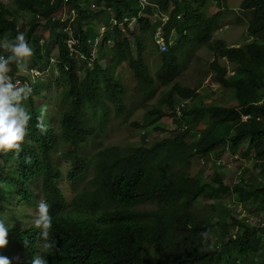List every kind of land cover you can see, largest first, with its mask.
Instances as JSON below:
<instances>
[{
  "label": "trees",
  "instance_id": "obj_1",
  "mask_svg": "<svg viewBox=\"0 0 264 264\" xmlns=\"http://www.w3.org/2000/svg\"><path fill=\"white\" fill-rule=\"evenodd\" d=\"M153 1L160 11L169 12L165 35L170 41L174 29L176 41L169 44L166 51L156 54L150 65L146 52L157 22L149 18L153 14L152 7L142 8L140 0H13L15 8L0 0V44L3 39H11L17 43L16 51L21 52L22 34L26 33L27 38L33 40V62L46 66L51 51L54 48L59 51L62 75L54 83L60 87L62 99L59 98L57 103L70 105L68 110L57 109L66 120L62 126L75 119L85 100L93 101L98 110L112 108L125 114L124 122L135 125V121L130 120L135 108L125 104L124 96L117 90V82L98 91L92 90L109 72L124 84L122 77L116 74V68L124 63L132 70L144 99L151 97L159 85L166 87L154 104L145 108L144 114L150 117L149 125L165 132L167 129L157 121L170 116L182 126L181 130L171 131V135L155 139L150 145L115 153V169L106 172L107 178L125 184L142 201L145 225L124 228L122 224H128L130 219L123 216L122 224L88 236L83 247L73 244L64 249L44 238L43 264H264V220L261 232L247 218L231 214L232 210L227 215L218 213L216 206L207 210L193 204L198 197L228 194L230 200L236 201L233 203L244 205L249 216H264V0H242L238 11L225 6L224 0H218L220 10L208 12V18L206 2L210 6V0ZM63 9L68 17L64 20L59 15ZM141 11L147 14L139 16ZM25 12H30L32 18L24 16ZM133 16H138L142 34L129 38V19ZM231 16L236 17L238 24L247 26L246 32L252 36V41L230 47L226 40L215 37L222 21ZM99 25L105 26L100 55L108 59L107 68L95 61L90 69L70 55L68 40L75 39L76 49L89 56ZM39 27L48 31L41 43L40 37H34L41 34L37 31ZM147 36L150 38L146 39ZM107 40H114V44L107 46ZM155 47V43L151 44V55ZM205 51L215 53L216 57L199 63L197 73H194L197 82L181 78L185 70L190 69L191 59ZM2 52L0 45V54ZM221 57H227L232 63V74L219 63ZM209 73L213 74L209 84L218 82L221 95L205 92L201 87ZM34 86L38 93L43 89L39 83ZM109 96L116 105L104 102V97ZM47 100H50L49 94L41 105L27 104L33 120L25 147L38 142L45 134L33 132V124ZM242 113H249V119L242 121ZM50 117L53 116L50 114ZM193 132H197V136L190 138ZM247 139H250L248 150L241 152L239 148ZM219 148L221 153L226 149L239 151L246 161L254 158L255 169L251 171L244 167L241 174L230 170V183L224 181L221 161L215 163L217 167L212 169L209 179L201 171L194 176L188 175L192 157L214 152L217 158ZM2 158L5 169L19 171L13 153L5 152ZM136 178H142L146 183H129ZM181 181H190L192 186L191 183L180 184L177 195L180 196L182 191L185 198L177 200L173 197V185ZM143 202L153 203L156 208ZM222 211L228 212L224 207ZM96 220H104V217ZM94 225L80 223L77 218L58 216L52 234L55 239H75ZM2 237L11 241L9 253L15 248L21 249L20 230L0 231V240ZM2 248L0 244V250Z\"/></svg>",
  "mask_w": 264,
  "mask_h": 264
},
{
  "label": "clouds",
  "instance_id": "obj_2",
  "mask_svg": "<svg viewBox=\"0 0 264 264\" xmlns=\"http://www.w3.org/2000/svg\"><path fill=\"white\" fill-rule=\"evenodd\" d=\"M2 1L9 7L15 8L13 0ZM140 2L142 8L146 6L152 7L153 14L149 15V18L153 22H157L153 40L151 41L149 37L150 41L148 42L147 49H150L151 44L154 43L157 47L154 48L152 55L151 51L149 56L146 52V59L149 57L148 63L152 65L154 63V56L166 51L169 44L176 41V33H174L173 29L170 41L167 40L165 26L170 19L169 12L160 11L153 0H140ZM209 3L210 6L206 2V18H208V12L216 13L220 10L217 5L218 0H210ZM92 5L95 6V4ZM224 5L230 9L239 10V6L237 9L236 7L229 6L228 0H224ZM64 12L63 9L59 13L63 17V20L68 18ZM26 13L28 12H25L24 15ZM138 14L139 16H145L147 13L141 11ZM178 17L180 18L181 16ZM234 17L231 16L224 19L222 21L223 24H221L216 33L220 34L226 24L237 23V21H231ZM27 18L31 19L32 16ZM132 21L138 24L139 31L132 29ZM129 23L131 32L128 33V37L134 38L135 36H140L142 30L138 16H133L129 19ZM101 28L103 29L101 30ZM99 29L89 56L81 49H76L77 42L75 39L68 40L70 55L77 58L79 64H85L90 69H93L95 61L98 65L103 64L104 69L107 68L108 59L102 58L100 55V42L102 41L101 37L105 26L99 25ZM45 32L48 35V31ZM40 33L35 34L34 37H40L39 42L41 43L47 36L43 32ZM21 41H23L21 52L16 51L17 43L11 39H3L0 44L3 47V52L0 54V231L11 230V228L18 229L21 231L23 241L20 250L18 247L14 249V252L9 253L8 249L11 241L2 237L3 239L0 240V244L3 248L0 250V264H43L42 240L44 238L54 244H59L64 249L73 244L83 247L88 236L95 234L99 230H110L117 223L122 224L123 216L130 219L128 224H122L124 228L134 227L139 224L145 225L146 220H142V214L144 213L142 201H139L132 189L128 188L125 184L115 183L107 178L106 172L115 169V153H124L131 148L150 145L155 139L161 137L153 136L150 141V134H147L146 128L149 123L145 125L144 120L143 123L135 120L136 128H141L136 136L124 137L128 125L124 122L125 114H119L112 108H109L107 111L98 110L93 101L86 100L75 116V119L71 123L68 122L66 126H62L61 124L66 120L63 118V113L61 111L59 113L57 109L68 110L70 105L66 102L57 103L59 98L62 99L59 96L60 87L54 83V80L60 78L62 75V70L59 67L62 61L59 57V51L55 48L51 51L47 66L35 64L33 62L34 46L31 43L33 40L27 38V34L23 33ZM247 41H252V36L245 42ZM106 44L107 46H112L114 40H107ZM241 44H228V46L234 47ZM211 54H213L212 57H216L215 53L211 52ZM222 59H226L231 65L232 63L227 57L219 58V63L225 66L230 74H232L234 71L233 65L232 70H229L221 62ZM120 67L121 71L119 70ZM125 68L130 69L125 63L116 68V74L122 77L124 84L117 80L116 75L112 77V74L109 72L105 79L102 77L101 81L92 90L98 91L103 86H108L107 84L117 82V90L121 96H124V102L129 106L127 102L129 88L122 74ZM77 71L81 72V70ZM132 78L136 83L135 87L141 90L138 86V81L133 76ZM39 80L40 82H38ZM48 81L51 82L48 83ZM36 83L43 86V89H40L39 93L36 86H34ZM48 85L50 86L48 87ZM218 86V90L211 91L221 95L219 83ZM92 90L89 91L90 94ZM47 94H49L50 100L45 101V107L41 110V115L35 116L33 124V132L43 131L45 134L38 142L25 147L28 143L29 130L33 120L31 113L27 110V104L35 102L41 105ZM104 102L108 105H116L112 101L111 96L104 97ZM134 108L135 113L138 107ZM178 112L180 111L178 110ZM48 113L53 117L51 118ZM164 117L172 118L170 116ZM249 117V113L241 114L242 121L248 120ZM172 120L176 122L177 128L170 130L174 133L177 130H181L182 126L178 125V121L175 118H172ZM148 130L161 132L151 127V125H149ZM171 134L172 132L167 135ZM192 134H196L197 136V132H193ZM133 137H135L136 142L131 141ZM190 138H192L191 135ZM219 150L221 154V148ZM5 152L13 153L15 160L18 161L19 171L4 168L5 163L2 156ZM210 154L199 155L204 158V164H202V170L200 171L206 179L212 177L210 175L212 172L205 175L204 171L207 169L205 160L212 159L214 161L213 164L215 162L219 164L221 161L220 156L216 158V153L212 157H210ZM241 157L243 158V156ZM19 160H23V162L19 163ZM191 161L188 175L194 176L200 171L194 174L191 173L194 157H192ZM129 183L139 184L146 182L142 178H136L133 181H129ZM190 183V181H181L174 184L173 197L177 200L184 199V192L181 191V195H177L178 186ZM219 197L218 195L206 198L198 197L193 204L197 208L204 207V209H207L209 205L210 207L216 206L218 213L223 212L227 215L233 214V209L236 211V208L240 207L238 212L234 214L247 218V221L254 223L255 227L261 231L264 216H249L248 212L242 209V204L229 203L228 207H226L224 204L216 201ZM205 200H212V202L206 205L201 204ZM16 201H18L20 215H17L13 208ZM25 201L27 202L26 206L24 205ZM143 203L156 208L153 203ZM217 205H221L222 207H219V209ZM223 207L228 212L222 211ZM55 210H58L56 211L57 213ZM58 216L77 218L80 223H95V225L93 229L84 232L79 238L55 239L54 234H52V228L55 224V218ZM98 217H104V220H96ZM11 222L15 223L10 225ZM262 236L264 238V232ZM214 238L213 241H215Z\"/></svg>",
  "mask_w": 264,
  "mask_h": 264
},
{
  "label": "rangeland",
  "instance_id": "obj_3",
  "mask_svg": "<svg viewBox=\"0 0 264 264\" xmlns=\"http://www.w3.org/2000/svg\"><path fill=\"white\" fill-rule=\"evenodd\" d=\"M241 0H228V5L232 6V7H236V9L238 8L239 4H240ZM24 16L26 17H31L32 15L30 14V12L26 13ZM66 18V17H65ZM155 20V19H154ZM231 21L236 22V18L234 17L233 19H231ZM132 29H135L136 31H139L138 29V24H136V22L132 21L131 23ZM247 28V26L245 24H226L223 28V30L220 32V34H217V36L215 37H220L223 38L224 40L227 41L228 44H241L244 43L246 40L249 39V35L248 33L245 32V29ZM103 28H101L102 30ZM38 32H43L45 36L47 35V32H45L43 27H39ZM100 30V29H99ZM149 38V37H146ZM158 51V50H157ZM147 53L148 56L150 55V49H147ZM213 54L205 51V52H200L198 54V56L196 58H193L190 64V69H186L185 73L181 76V78H185V80H190V81H194L197 82V78L194 77V73H197V68L199 63L201 62H205V61H212L214 57H212ZM147 62H149V57H147ZM221 62L223 64H225L229 70H232V65L226 60V59H222ZM119 70L121 71V67L119 68ZM123 77L125 79V82L128 85L129 88V93L127 95V102L129 103V107H138L137 111L130 117V120H139L141 123H143L144 120V124H148V121L150 120V117L147 115H144V109L146 108V106H152L155 102V100L161 95L162 91L165 90L166 87L159 85L157 87V91L151 96L148 97L147 99L143 98V90L141 91L139 88L135 87V81L132 78V71L128 68L123 69L122 71ZM212 73H209L205 78H204V82L201 84V87L204 88L205 92H210L211 90H218L219 86L217 82H210V77H212ZM157 124L160 126H166L167 131L166 132H159V131H155V130H148L149 125L146 127L147 128V134L149 135L150 141L152 140L153 136H158V137H162L165 136L167 134L171 133V130H175L177 128V124L175 121L172 120V118L169 117H162L157 121ZM139 129L141 128H136V126L131 122L130 124L127 125V129L126 132L124 134L125 136H136L137 133L139 132ZM171 129V130H170ZM192 138H195L194 136H196V134H191ZM131 141H135V137L132 138ZM249 141L250 139H247L243 142V144H241L239 150L245 151L248 150V145H249ZM136 142V141H135ZM233 152L230 151L228 149H226V151H223L220 154V159H221V169L224 170L225 172V181L227 183L229 182V177L232 176V174H230V170H232L233 172H237V174H241L242 171L244 170V167L250 168L251 171H253L255 169V159L250 157V161H246V159L242 158L240 155V152L237 151ZM215 156L214 153L210 154V157ZM213 160L209 159V160H205L206 163V168L204 173L205 175L210 174L211 168L214 169L216 168L215 162L213 164ZM202 164H204V158L200 157V156H195L194 157V161L192 164V169H191V173L194 174L197 171L202 170ZM218 164V163H217ZM243 164V165H242ZM238 165H241V167H238ZM212 175V174H210ZM255 176H258V174H256ZM236 178L238 177V175L235 176ZM238 179H235V181H237ZM26 200V199H25ZM217 202L224 204L226 207H228L229 203H233L236 202L234 200H230L229 199V195L228 194H221L219 199L216 200ZM212 202V200H205L203 201V205L206 204H210ZM26 201L24 203V205L26 206ZM233 204H237V203H233ZM13 208L15 210V213L17 215H20V209H19V205H18V201L15 202V204L13 205ZM210 208V205L207 207V210ZM240 209V207L233 209V213L238 212V210ZM242 209H244V205L242 204ZM245 211H248L246 209H244Z\"/></svg>",
  "mask_w": 264,
  "mask_h": 264
}]
</instances>
